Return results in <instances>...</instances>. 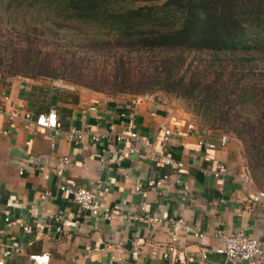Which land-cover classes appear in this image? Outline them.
Returning <instances> with one entry per match:
<instances>
[{
  "label": "crops",
  "instance_id": "crops-1",
  "mask_svg": "<svg viewBox=\"0 0 264 264\" xmlns=\"http://www.w3.org/2000/svg\"><path fill=\"white\" fill-rule=\"evenodd\" d=\"M2 90L33 116L54 109L64 130L102 131L112 124L115 132H121L131 117L138 130L158 147L162 127H166L171 133L168 151L185 164L182 169L169 170L141 152L128 154L114 138L93 143L85 136L73 143L60 134L51 146L43 137L46 129L34 124L8 126L0 113V251L18 249L5 264H36L43 255L48 256L47 264H213L223 257L208 253L203 259L201 251L221 245L215 232L242 230L264 238L263 204L250 209L245 186L230 176L212 174L218 163L233 172L246 164L243 143L192 122L166 96L110 97L50 79L22 76L0 77ZM5 128L8 134L2 133ZM224 134L228 142L214 150L199 145L201 140L218 142ZM205 152L211 155L210 161L203 159ZM62 156L71 160L65 179L92 189L100 181L108 187L100 197L102 207L119 208L134 218L106 219L80 211L61 193L60 179L51 171ZM41 159L48 170L47 179L37 167ZM165 172L170 177L164 187L150 189L146 200L133 192L135 184L144 186L147 178ZM143 202L152 216L163 220L182 217L188 224L178 233L174 251L167 257L170 229L164 223L147 222L141 210ZM4 212H8L10 224L4 220ZM58 215L63 223L56 220ZM24 226L31 232H25ZM196 232L204 236L199 238Z\"/></svg>",
  "mask_w": 264,
  "mask_h": 264
},
{
  "label": "trees",
  "instance_id": "trees-1",
  "mask_svg": "<svg viewBox=\"0 0 264 264\" xmlns=\"http://www.w3.org/2000/svg\"><path fill=\"white\" fill-rule=\"evenodd\" d=\"M1 7L8 22L0 14V77L187 99L208 129L242 141L264 191V0H0ZM30 9L34 18H11ZM70 17L94 35L60 44L63 30L82 32ZM99 57L101 67L91 65Z\"/></svg>",
  "mask_w": 264,
  "mask_h": 264
},
{
  "label": "built area",
  "instance_id": "built-area-1",
  "mask_svg": "<svg viewBox=\"0 0 264 264\" xmlns=\"http://www.w3.org/2000/svg\"><path fill=\"white\" fill-rule=\"evenodd\" d=\"M137 100V98H136ZM133 100V104L136 102ZM95 110V107H91ZM0 113L4 116L8 126L13 123L21 124H34L47 130L43 134L45 140H47L51 146L55 145L57 136L65 134L70 142L77 143L81 141L85 136H89L90 140L94 142L105 141L114 138V140L121 144L128 154H135L141 152L144 158H151L163 167H167L169 170L182 169L184 162L175 160L168 151V142L170 136V130L166 127H162V135L158 147L154 146V142L151 138L140 132L136 126L133 118L129 117L125 124V128L121 132H115L114 125L110 124L106 129L102 131H93L84 128H69L64 130L62 123L59 120L56 111L54 109L49 110L47 113H40L33 116L29 111L23 110L19 105L15 104L10 94L6 90L0 92ZM8 128L3 129L2 133L8 134ZM228 142V136L222 135L218 142L212 141H199V145L206 151L214 150L218 145L223 146ZM26 144H29L28 142ZM205 161L212 159L211 155L207 152L203 154ZM71 160L68 156H62L56 165L51 168V171L60 179L58 188L61 193L76 204L80 211L86 212L89 216H102L106 219L119 217L122 220H129L134 218V215L123 212L119 208H107L102 207L100 197L102 193L108 191V187L104 186L100 181L96 184L95 188H87L74 180L65 179V171ZM38 169L42 172L44 179H47V169L44 164V159L40 160L37 164ZM22 174V171H19ZM212 174L215 177L230 176L236 182L245 186L248 190L247 205L250 209L257 203H261L264 206V191L258 189L254 185V181L247 164H244L236 172L230 171L228 167L223 163L216 164L212 170ZM170 174L168 172L163 173L159 177H150L145 181V185L135 184L132 188L133 192L139 194V196L146 200L150 189L161 190ZM142 203L141 210L143 211L144 219L150 224H166L170 229V244L167 247V252L164 257L168 256L169 252L174 251V245L177 241V236L180 230H186L188 224L182 217H171L166 220L158 216H152L149 214L146 205ZM4 220L10 224L11 220L8 212H4ZM56 220L62 221V216L58 215ZM63 223V221H62ZM24 231L31 232V229L24 226ZM60 230V229H58ZM195 236L202 238L204 234L202 232H196ZM215 237L221 243L219 247L207 248L201 251V257L204 259L208 253H215L221 255L223 259L221 261H215L213 264H239L245 262L246 264H264V238H255L251 235L239 230L234 233H223L220 231L215 232ZM18 252V249H2L0 251V264H5V260L12 254ZM48 256H40L36 260V264H47Z\"/></svg>",
  "mask_w": 264,
  "mask_h": 264
},
{
  "label": "rangeland",
  "instance_id": "rangeland-1",
  "mask_svg": "<svg viewBox=\"0 0 264 264\" xmlns=\"http://www.w3.org/2000/svg\"><path fill=\"white\" fill-rule=\"evenodd\" d=\"M30 10H31V13H25L24 11H26V9H24V11H13L11 14V18L15 19L17 22H21V23L23 22V19L29 20L31 18H34L35 14H32V13H34V12H32V9H30ZM0 14H2L4 17V20L8 22V20H7L8 16L6 14V8L5 7H1ZM68 22H70L71 24H74V25L80 24L79 26H82L81 27L82 32H79V30H63L61 32V34H65V35H63V36H65V38L60 40V44H62V43L68 44V41L71 39H73L72 44L75 42H80L81 38L91 37L92 35H94V32L96 31V28L91 27V26L86 25V24H81L80 22L76 21L75 19H73L71 17H70ZM75 48H77V46ZM103 62H104V59L102 57H99L97 59H94L93 62L91 63V65L101 67V64ZM53 81H56L58 83L65 84V85H72V86H76V87H80V88H85V87H81V86L72 84V83L65 81L63 79H56ZM86 89H88V88H86ZM100 93H102V92H100ZM102 94H104V93H102ZM104 95H106V94H104ZM146 95L155 96V97L161 96L162 99L166 96L167 98H169L168 99L169 102H175L176 103L175 106L177 108L181 109L186 114H188L190 117V120L192 122L197 123V124L203 126L204 128L208 129V125L203 121V119L201 118V115L197 113L196 109L192 105L189 104L187 99H182L180 97H176L175 95L167 93L163 90H156L154 92H148V93L141 94V95H131V96L143 97ZM208 130H210V129H208ZM225 134H227L231 138H236L237 140L241 141L236 135L232 134L231 132H225Z\"/></svg>",
  "mask_w": 264,
  "mask_h": 264
}]
</instances>
